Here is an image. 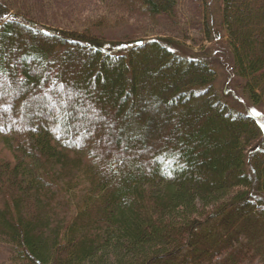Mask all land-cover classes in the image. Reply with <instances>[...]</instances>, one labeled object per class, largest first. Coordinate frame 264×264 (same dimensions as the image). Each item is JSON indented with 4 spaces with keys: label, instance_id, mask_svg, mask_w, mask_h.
Returning <instances> with one entry per match:
<instances>
[{
    "label": "trees",
    "instance_id": "16d2710c",
    "mask_svg": "<svg viewBox=\"0 0 264 264\" xmlns=\"http://www.w3.org/2000/svg\"><path fill=\"white\" fill-rule=\"evenodd\" d=\"M96 1L117 19L154 20L177 4ZM215 4L204 0L202 28L210 38L219 18L233 69L264 103V0ZM88 33L41 26L0 0V243L13 248L10 263L264 264L257 120L218 94L203 55L165 38L117 46Z\"/></svg>",
    "mask_w": 264,
    "mask_h": 264
},
{
    "label": "rangeland",
    "instance_id": "374dc122",
    "mask_svg": "<svg viewBox=\"0 0 264 264\" xmlns=\"http://www.w3.org/2000/svg\"><path fill=\"white\" fill-rule=\"evenodd\" d=\"M2 1L10 5L12 12L29 18L44 27L72 31V29L83 30L89 25L90 33L88 35L117 46H124L135 40L165 38L176 44L178 51L184 52L186 56L203 55L216 72L215 89L218 94L234 110L252 115L259 123L261 135L264 136V103H254L249 99L245 90V80L239 78L233 69L226 36L222 39L223 31L219 26L218 17H215V28H213L210 38L206 35L202 28L203 22H201V6H203L204 0H177L172 15L160 16L154 20L124 14H122V19H117L121 15L116 16V11L109 12L103 9V4L96 0ZM205 1L208 2V0ZM215 1L209 0L212 7L216 5ZM97 19H104L105 25L100 28L90 27ZM71 94L76 95L74 92L69 93L70 96ZM52 112L53 108L44 112L41 120L43 122L51 121ZM94 118L89 116L88 122L93 120L96 124L98 119ZM206 235L201 233L198 236V242L208 243V240L205 239ZM14 256L13 248L0 243V264H11L10 259Z\"/></svg>",
    "mask_w": 264,
    "mask_h": 264
}]
</instances>
